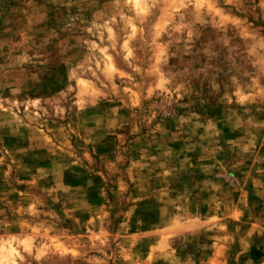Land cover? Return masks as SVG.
<instances>
[{
  "label": "rangeland",
  "instance_id": "1",
  "mask_svg": "<svg viewBox=\"0 0 264 264\" xmlns=\"http://www.w3.org/2000/svg\"><path fill=\"white\" fill-rule=\"evenodd\" d=\"M263 238L264 0H0V264Z\"/></svg>",
  "mask_w": 264,
  "mask_h": 264
},
{
  "label": "crops",
  "instance_id": "2",
  "mask_svg": "<svg viewBox=\"0 0 264 264\" xmlns=\"http://www.w3.org/2000/svg\"><path fill=\"white\" fill-rule=\"evenodd\" d=\"M261 182H262V179L260 178ZM249 199H253V197H250ZM248 199V201H250ZM255 200V199H254ZM251 202V201H250ZM255 250L253 253L254 255H257V254H262V256L259 258V261L257 262V264H262L264 262V238L260 240V242L258 243V245H253L252 247H250L249 251H248V254L246 256V259L248 262H250V264H255L253 262V257L254 256H251V250Z\"/></svg>",
  "mask_w": 264,
  "mask_h": 264
},
{
  "label": "trees",
  "instance_id": "3",
  "mask_svg": "<svg viewBox=\"0 0 264 264\" xmlns=\"http://www.w3.org/2000/svg\"><path fill=\"white\" fill-rule=\"evenodd\" d=\"M255 250L253 249V250H251V256H254L253 257V262L255 263V264H257V262L259 261V258L262 256V254H257V255H254V252Z\"/></svg>",
  "mask_w": 264,
  "mask_h": 264
},
{
  "label": "bare ground",
  "instance_id": "4",
  "mask_svg": "<svg viewBox=\"0 0 264 264\" xmlns=\"http://www.w3.org/2000/svg\"><path fill=\"white\" fill-rule=\"evenodd\" d=\"M262 264H264V262Z\"/></svg>",
  "mask_w": 264,
  "mask_h": 264
}]
</instances>
